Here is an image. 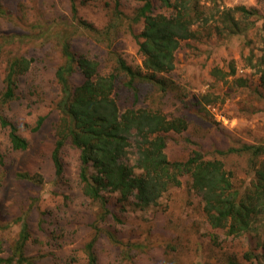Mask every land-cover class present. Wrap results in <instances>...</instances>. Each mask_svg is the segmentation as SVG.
Returning <instances> with one entry per match:
<instances>
[{"label": "rangeland", "instance_id": "1", "mask_svg": "<svg viewBox=\"0 0 264 264\" xmlns=\"http://www.w3.org/2000/svg\"><path fill=\"white\" fill-rule=\"evenodd\" d=\"M196 1L208 21L193 25L194 36L176 51L175 69L158 74V85L142 77L148 71L137 39L144 27L143 18L136 19L141 1L77 0L76 14L73 0H1L0 96L13 60L25 56L31 66L18 77L15 98L0 103V116L29 141L27 149H13L9 129L0 123V257L12 254L27 222L26 254L36 264H89L93 239L98 264L264 262V214L242 234L214 228L188 174L148 206L136 194L111 193L104 216L100 202L84 193L80 153L70 140L59 149L63 172L56 171V73L65 63L63 42L70 41L77 54L99 62L102 74L112 72L119 58L141 72L133 85L119 72L114 95L121 111L146 108L186 119L184 131L164 134L170 161L183 164L198 150L206 159L222 160L241 193L252 189L264 153L256 157L241 148H264V0ZM151 2L154 13L172 14L158 0ZM83 81L80 71L73 74V84ZM136 160L130 153V162Z\"/></svg>", "mask_w": 264, "mask_h": 264}, {"label": "trees", "instance_id": "2", "mask_svg": "<svg viewBox=\"0 0 264 264\" xmlns=\"http://www.w3.org/2000/svg\"><path fill=\"white\" fill-rule=\"evenodd\" d=\"M76 1L73 0L72 9L77 14ZM79 1L88 3L95 0ZM139 1L143 4L138 9L136 19L143 18L144 27L137 39L139 51L144 57L143 65L148 71L142 77L160 85L162 79L158 78V74L175 69V55L181 41L193 37V25L205 19L199 15L196 0H158L173 10L170 15L154 13L151 0ZM239 9L246 10L244 7L235 10ZM0 13H5L1 5ZM229 14L226 20L232 21ZM63 54L65 63L56 73L61 88L58 101L60 139L53 153L58 175L63 172L59 149L70 140L80 153V179L84 193L100 202L104 216L109 212L111 193L118 191L126 198L136 194L140 205L148 206L157 202L165 192L178 188L182 184V177L188 174L191 177L190 187L201 195L207 219L214 228H226L227 233L233 235L253 229L258 216L264 214V165L255 168L256 179L252 189L241 193L234 187L231 174L220 159H206L200 151L194 150L185 163H173L166 152L164 134L184 131L187 128L186 119L169 118L161 111L146 108L121 111L114 95L119 72L128 75L130 85L137 76L142 75L141 72L119 58L112 72L102 74L99 62L84 54H77L70 41L63 42ZM30 66L31 60L25 56L10 63L0 103L15 98L18 77L27 72ZM77 71L82 73L84 81L76 86L72 76ZM235 71L233 69L232 73ZM0 123L9 129L13 149L28 148V139L14 122L1 115ZM241 150H253L256 157L264 153L262 146L253 144H245ZM130 153L136 155L135 164L130 162ZM1 156L0 151V160ZM30 237L29 224L24 222L12 254L0 257V264H36L26 254ZM94 241L87 244L89 264H98ZM227 264L243 263L232 259Z\"/></svg>", "mask_w": 264, "mask_h": 264}]
</instances>
